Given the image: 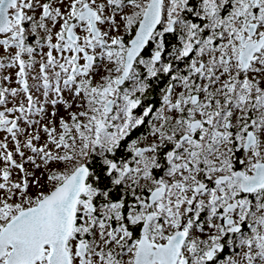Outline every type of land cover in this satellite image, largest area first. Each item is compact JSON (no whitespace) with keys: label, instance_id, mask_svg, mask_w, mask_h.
I'll use <instances>...</instances> for the list:
<instances>
[{"label":"snow or ice","instance_id":"6c2138e0","mask_svg":"<svg viewBox=\"0 0 264 264\" xmlns=\"http://www.w3.org/2000/svg\"><path fill=\"white\" fill-rule=\"evenodd\" d=\"M0 264H264V0H0Z\"/></svg>","mask_w":264,"mask_h":264}]
</instances>
